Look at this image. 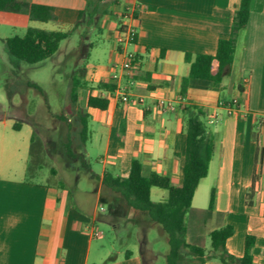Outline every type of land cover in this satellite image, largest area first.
Returning a JSON list of instances; mask_svg holds the SVG:
<instances>
[{"label":"crops","instance_id":"0c3cea01","mask_svg":"<svg viewBox=\"0 0 264 264\" xmlns=\"http://www.w3.org/2000/svg\"><path fill=\"white\" fill-rule=\"evenodd\" d=\"M28 1L53 6L56 18L47 21L53 27L46 30L71 28L86 5V0ZM116 1L97 27L98 34L107 31V46L90 41L81 68L84 75L78 99L84 104L81 113L87 117L90 150L84 144L80 151L88 160L97 153L96 166L89 160L88 171H79L59 154L71 174L45 183L34 177L36 173L27 176L32 126L18 123L15 129L17 122L0 116V264H159L160 257L165 264L167 234L145 213L127 206L102 178L105 172L126 177L131 160L137 158L143 176L157 172L179 185L185 161V123L197 114L192 106L204 111L201 116L214 151L207 175L192 198L185 239L208 246L211 230L231 224L227 251L241 257L245 237L252 235L254 263L264 264V150L252 203H247L255 167L258 171L254 132L264 130V121L259 124L264 118V0H251L247 25L239 32L233 62L221 83L190 79L185 94H181L182 80L189 72L185 53L215 54L240 0ZM31 21L19 13L0 18L2 23L25 30ZM126 26L133 29L136 40L117 44L116 35ZM32 27L44 29L40 24ZM6 37L0 36L4 44ZM129 53L135 59L131 68L124 69ZM101 83L114 86L113 91ZM89 95L107 97V107L87 106ZM122 95L143 101L123 102ZM13 131H22L21 138ZM211 190L214 207L207 213ZM150 197L164 200L167 190L151 187ZM120 218L126 220L131 248L112 257L95 243L102 238L98 223ZM126 251L131 254L126 256ZM199 264L222 263L211 259Z\"/></svg>","mask_w":264,"mask_h":264},{"label":"trees","instance_id":"16d2710c","mask_svg":"<svg viewBox=\"0 0 264 264\" xmlns=\"http://www.w3.org/2000/svg\"><path fill=\"white\" fill-rule=\"evenodd\" d=\"M108 0H86L84 9L79 11L76 22L66 30H46L28 26L22 35H12L5 38L6 47L10 55L28 63L40 62L53 55L60 42L69 37L79 27L84 26V34L88 33L89 27L98 25L99 18L108 12ZM251 0H240L235 10L230 30L226 37L220 38L217 42L215 54L185 53L184 59L189 64L188 75L182 80L181 94H185L190 79H203L215 84L221 83L227 74L235 54L239 32L247 25L250 13ZM0 13H19L27 16L28 20L47 22L55 20L54 8L51 5L34 3L28 0H0ZM86 38V35L84 36ZM136 34L132 33L130 41L135 42ZM92 42L89 43V47ZM83 70L71 79L73 87L83 84ZM32 86L38 88L34 83ZM99 86L113 91L114 86L101 83ZM76 96V95H75ZM122 99V97H120ZM108 98L89 95L87 106L105 109L108 105ZM197 114L189 116L185 123V161L182 169V182L179 185L171 183L168 176L157 172H151L148 176L141 174V163L137 158L131 160L130 171L126 177L114 176L109 172L103 175V183L117 192L127 206L131 209L145 213L149 219L164 230L168 237L169 251L165 255V264H199L207 260L217 259L222 264H255L251 248L255 237L246 235L244 254L236 257L229 253L225 247V240L232 235L233 226L224 224L209 232V245L202 246L187 242L185 239L187 216L191 210L192 198L200 180L207 175L209 162L214 151V141L208 135L204 122L199 118L204 111L199 106H192ZM60 119L67 122L64 116ZM264 118L259 122L263 124ZM18 128V123L13 125ZM72 125L67 122L68 132L65 140H60L61 147L59 154H62L65 161L74 165L79 171H88L89 160L80 151L88 140L87 117L81 112L78 113L74 131ZM257 141L256 167L253 175L252 185L247 194V203H252L254 186L260 173V165L264 150V130L254 132ZM38 151L35 145L34 135L31 136L29 160L27 163V176L30 177L32 170L41 167L38 157L32 159L34 152ZM35 162V164H34ZM151 187H159L167 190V197L164 200L154 201L150 197ZM214 191L211 190L209 203L206 209L210 213L214 207ZM147 225L142 227V242L145 239ZM131 254L126 251L125 255Z\"/></svg>","mask_w":264,"mask_h":264},{"label":"rangeland","instance_id":"374dc122","mask_svg":"<svg viewBox=\"0 0 264 264\" xmlns=\"http://www.w3.org/2000/svg\"><path fill=\"white\" fill-rule=\"evenodd\" d=\"M108 1H106L107 8L117 5L116 0L114 3ZM119 1L125 3L128 0ZM5 17H10V13L0 14V18ZM30 23L31 26L40 24L44 29L53 27L52 22L31 21ZM97 27L98 25L90 26L86 34H84V26L79 27L60 42L52 56L37 63L13 58L8 53L6 45L0 40V116L4 115L11 123L17 122L24 127L32 126L35 145L38 148L32 159L36 161L38 157L37 162L41 167L38 168L39 170L34 168L30 177L36 173L34 177L41 182L53 181L56 177L61 179L63 175L71 174L66 170L59 156L58 151L61 149L59 142L65 140L68 132L67 122L72 125L70 131H74L78 113L84 106L83 101L78 99L81 87H73L71 76L73 73H78L87 60L86 54L89 48L87 42H104V46L108 43L105 38L107 31L98 34ZM24 31L25 27L10 26L0 22V36L20 35ZM73 67L75 71L72 70ZM31 83L36 84L38 88ZM60 116H64L67 122L60 119ZM199 118L206 124L203 116L200 115ZM13 132L19 134L21 138L22 131ZM85 145L90 150L89 142ZM81 148L83 149L82 146ZM97 155L95 153L90 156L89 160L93 166L97 164ZM70 162L74 165L75 161L71 159ZM79 175L84 177L85 173L79 172ZM152 198L155 199V193L152 194ZM126 227V220L121 218L114 223L99 222L98 231L102 234V238L95 241L98 248L112 257L118 251L131 248L129 242L131 236H128ZM158 241L160 240H155ZM164 246L167 245L164 243ZM163 261L160 257L158 263L161 264Z\"/></svg>","mask_w":264,"mask_h":264},{"label":"built area","instance_id":"2783aa9c","mask_svg":"<svg viewBox=\"0 0 264 264\" xmlns=\"http://www.w3.org/2000/svg\"><path fill=\"white\" fill-rule=\"evenodd\" d=\"M132 33H134L133 29L129 26H126L124 29L120 30L118 34L116 35L115 41L117 44H125L127 42H130V38ZM135 57L132 53H129L127 56L126 61L123 62L122 67L124 69H129L132 66V61H134ZM122 101L123 102H131V103H141L143 101V98L137 97V98H130L127 95H122ZM236 100H233L231 104H235ZM162 105V103H161ZM170 109L174 110L175 107L172 105L168 106ZM232 111V109H230ZM102 209V207H101ZM95 235H99L98 231H94Z\"/></svg>","mask_w":264,"mask_h":264}]
</instances>
